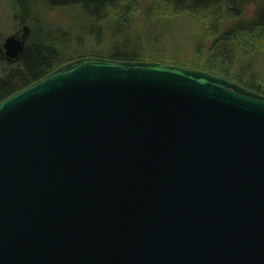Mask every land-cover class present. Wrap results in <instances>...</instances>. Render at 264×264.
<instances>
[{
  "label": "water",
  "instance_id": "95a60500",
  "mask_svg": "<svg viewBox=\"0 0 264 264\" xmlns=\"http://www.w3.org/2000/svg\"><path fill=\"white\" fill-rule=\"evenodd\" d=\"M0 264H264V93L88 55L7 96Z\"/></svg>",
  "mask_w": 264,
  "mask_h": 264
},
{
  "label": "trees",
  "instance_id": "16d2710c",
  "mask_svg": "<svg viewBox=\"0 0 264 264\" xmlns=\"http://www.w3.org/2000/svg\"><path fill=\"white\" fill-rule=\"evenodd\" d=\"M45 1L49 8L67 10L68 21L64 26L46 22L33 12L29 0H20L17 25L30 23L31 33L15 62L7 59L0 37V101L60 65L86 55L153 60L216 75L219 72L264 93V77L255 68L257 55L264 53V6L251 18L239 19L250 0H148L146 6L143 0ZM228 15L238 19L221 28ZM181 16L194 17L209 26L196 36L195 57L183 58L163 49L168 39L177 46L174 19ZM243 52L251 54L244 58Z\"/></svg>",
  "mask_w": 264,
  "mask_h": 264
},
{
  "label": "rangeland",
  "instance_id": "374dc122",
  "mask_svg": "<svg viewBox=\"0 0 264 264\" xmlns=\"http://www.w3.org/2000/svg\"><path fill=\"white\" fill-rule=\"evenodd\" d=\"M147 5L148 0H143ZM29 3L33 9V12L42 17L46 22H53L54 25H66L67 18L70 16L67 10L58 8H49L48 3L45 0H29ZM264 6V0H250L243 8V13L240 18L249 19L251 18L259 8ZM20 0H0V37L3 39L6 35L15 32L24 24L17 25L18 20L15 18V14L20 12ZM238 17L224 16L221 21V28H226L231 25ZM177 26L178 34L176 35V44L173 46L172 39H168L163 49L168 52L167 54H174L183 58L195 57L194 55V44L197 34L200 35L199 30L209 29L204 22L197 20L191 16H181L174 19ZM262 44V43H260ZM264 49V47H263ZM249 54L243 52V57L247 58ZM87 56V55H86ZM202 60L205 58L202 57ZM15 62V61H14ZM200 66V65H199ZM238 66L234 67L237 69ZM256 72L259 76L264 77V53H259L257 55V60L255 63ZM220 75L219 72H216Z\"/></svg>",
  "mask_w": 264,
  "mask_h": 264
}]
</instances>
